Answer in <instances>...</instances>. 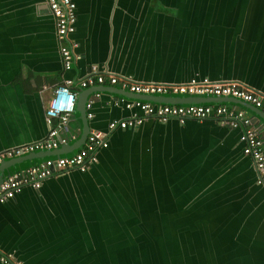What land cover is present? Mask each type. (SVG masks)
I'll list each match as a JSON object with an SVG mask.
<instances>
[{
    "label": "crops",
    "instance_id": "obj_1",
    "mask_svg": "<svg viewBox=\"0 0 264 264\" xmlns=\"http://www.w3.org/2000/svg\"><path fill=\"white\" fill-rule=\"evenodd\" d=\"M74 1L78 57L66 70L44 0H0V150L46 136L45 108L67 78L93 101L90 130L142 114L117 86L81 88L94 67L135 81L237 80L264 94V0ZM103 86L112 91H92ZM211 98L243 109L263 136L261 109ZM82 130L76 107L69 142L53 151L69 150ZM241 133L216 118L148 117L114 130L87 171H62L0 203V251L22 264H264V185Z\"/></svg>",
    "mask_w": 264,
    "mask_h": 264
},
{
    "label": "built area",
    "instance_id": "obj_2",
    "mask_svg": "<svg viewBox=\"0 0 264 264\" xmlns=\"http://www.w3.org/2000/svg\"><path fill=\"white\" fill-rule=\"evenodd\" d=\"M55 20V34L59 45V53L64 69H71L78 55L75 48L78 43L71 38L76 30L77 12L74 0H44ZM89 74L80 80L81 88L95 87L109 84L130 93L145 96H197V97H233L247 102L264 112V94L248 87L237 80L220 81L207 77L191 78L185 82H156L135 81L129 77L118 74L96 73ZM79 83V81H75ZM74 80L65 79L53 89L51 98L45 108V120L48 133L40 140L23 143L0 151V164L9 159L23 155L50 151L69 142L70 119L76 109L78 94L73 88ZM99 95V92H95ZM92 100H88L86 108L88 118L93 117L91 112ZM128 108L137 106L141 113L133 112L124 119H113L108 130L92 129L85 142L77 151L68 155H55L42 158L31 163L24 169L10 172L0 181V202L14 198L26 186L38 188L42 182L55 174L65 170L79 169L86 171L97 160L98 152L109 144L110 134L117 129H126L144 122L153 117L165 122L177 118L184 122L186 119L199 120L216 118L231 128H242L240 141L244 144L243 152L252 157L257 170V182L264 185V133L260 136L252 126L251 118L243 109L230 108L223 103H170L154 102L142 98L134 99L132 103L127 100ZM0 261L3 264H22L12 253L0 251Z\"/></svg>",
    "mask_w": 264,
    "mask_h": 264
},
{
    "label": "water",
    "instance_id": "obj_3",
    "mask_svg": "<svg viewBox=\"0 0 264 264\" xmlns=\"http://www.w3.org/2000/svg\"><path fill=\"white\" fill-rule=\"evenodd\" d=\"M58 52H59V50H58ZM59 56H60V53H59ZM196 78L201 79V78H204V77H196ZM207 78H209V77H207ZM212 80H214V79H212ZM118 89L121 90L120 93H122L126 97H134V95H136L135 96L136 98H142L144 100H152L154 102H170V103H194L195 102V103H198V102L218 101L217 98H211V97H207V96H205V97H197V96H167V97H165V96H145V95H138V94H135V93L129 94L130 92H127V91L122 90L120 88H118ZM84 91H86V90H84ZM92 91L93 92H97V91L111 92L112 90L109 89L106 86H103V88H99V87L97 88L96 87ZM219 98H223V97H219ZM88 99H89V92L87 94H85V95L84 94L78 95L76 107L81 112V117H82V120H83V130H82V134H81L80 138L75 143H73L70 146L69 150L65 149V148H61V149H58V151H55V152L53 150L52 151L35 152V153L23 155L21 157H16V158H13V159L5 160V161H3L0 164V175L3 176V179L6 177V174H5V170L6 169H8L10 166H13V165H16V164L20 163L23 160L32 159L34 157L50 156L52 154H58L59 155V154L65 153L67 151H74L76 148L80 147L85 142V139H86V137H87V135H88V133L90 132V129H91L90 124H89V119H88V116H87L88 110L86 108V103H87ZM238 101L239 102H243L245 104H248L250 106H253V105H251V104H249L247 102H244V101H242L240 99ZM253 107H255V106H253ZM145 121L146 120H144V122ZM144 122H142L141 124L136 125V126L128 127L126 129H138L144 124ZM126 129H122V130H126ZM107 130H105V131H107ZM18 145H20V144H18ZM108 146H109V144H108ZM6 148H9V147H6ZM6 148H4V149H6ZM4 149H1L0 151H2ZM98 161H99V156L97 155V160L94 161L92 163V165L98 163ZM43 182H42L41 186L43 185ZM259 185H261V184H259ZM41 186L38 187V188H34V189L39 190L41 188ZM16 196L14 198H12V199H8V200L0 202V203H6V202H8L10 200H13V199L16 198ZM23 264H25V263H23Z\"/></svg>",
    "mask_w": 264,
    "mask_h": 264
},
{
    "label": "rangeland",
    "instance_id": "obj_4",
    "mask_svg": "<svg viewBox=\"0 0 264 264\" xmlns=\"http://www.w3.org/2000/svg\"><path fill=\"white\" fill-rule=\"evenodd\" d=\"M171 12H175L174 10H170Z\"/></svg>",
    "mask_w": 264,
    "mask_h": 264
}]
</instances>
